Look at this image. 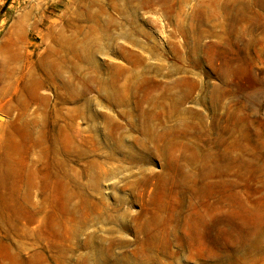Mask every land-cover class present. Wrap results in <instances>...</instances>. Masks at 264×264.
<instances>
[{
    "label": "rangeland",
    "instance_id": "374dc122",
    "mask_svg": "<svg viewBox=\"0 0 264 264\" xmlns=\"http://www.w3.org/2000/svg\"><path fill=\"white\" fill-rule=\"evenodd\" d=\"M0 264H264V0H0Z\"/></svg>",
    "mask_w": 264,
    "mask_h": 264
},
{
    "label": "water",
    "instance_id": "95a60500",
    "mask_svg": "<svg viewBox=\"0 0 264 264\" xmlns=\"http://www.w3.org/2000/svg\"><path fill=\"white\" fill-rule=\"evenodd\" d=\"M4 116L2 114H0V120H3Z\"/></svg>",
    "mask_w": 264,
    "mask_h": 264
}]
</instances>
